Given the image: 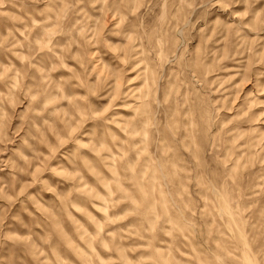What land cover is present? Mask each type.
<instances>
[{"label": "rangeland", "instance_id": "rangeland-1", "mask_svg": "<svg viewBox=\"0 0 264 264\" xmlns=\"http://www.w3.org/2000/svg\"><path fill=\"white\" fill-rule=\"evenodd\" d=\"M0 264H264V0H0Z\"/></svg>", "mask_w": 264, "mask_h": 264}]
</instances>
